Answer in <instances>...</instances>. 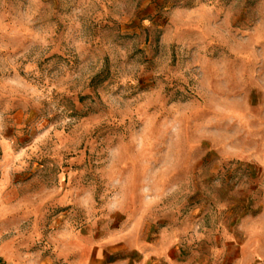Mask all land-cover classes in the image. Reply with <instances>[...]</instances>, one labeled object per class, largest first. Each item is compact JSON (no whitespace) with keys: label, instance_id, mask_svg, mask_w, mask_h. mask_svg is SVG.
<instances>
[{"label":"rangeland","instance_id":"1","mask_svg":"<svg viewBox=\"0 0 264 264\" xmlns=\"http://www.w3.org/2000/svg\"><path fill=\"white\" fill-rule=\"evenodd\" d=\"M143 262L264 264V0H0V264Z\"/></svg>","mask_w":264,"mask_h":264},{"label":"crops","instance_id":"2","mask_svg":"<svg viewBox=\"0 0 264 264\" xmlns=\"http://www.w3.org/2000/svg\"><path fill=\"white\" fill-rule=\"evenodd\" d=\"M145 262H146V261H145ZM145 262H143V264H144ZM148 264H150V263H148ZM152 264H156V262H153Z\"/></svg>","mask_w":264,"mask_h":264}]
</instances>
